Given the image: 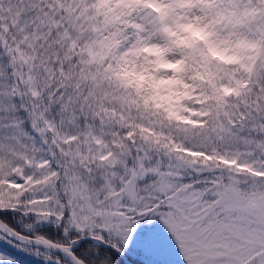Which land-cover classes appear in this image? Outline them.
<instances>
[{
    "label": "snow or ice",
    "instance_id": "snow-or-ice-1",
    "mask_svg": "<svg viewBox=\"0 0 264 264\" xmlns=\"http://www.w3.org/2000/svg\"><path fill=\"white\" fill-rule=\"evenodd\" d=\"M0 264H264V0H0Z\"/></svg>",
    "mask_w": 264,
    "mask_h": 264
},
{
    "label": "trees",
    "instance_id": "trees-1",
    "mask_svg": "<svg viewBox=\"0 0 264 264\" xmlns=\"http://www.w3.org/2000/svg\"><path fill=\"white\" fill-rule=\"evenodd\" d=\"M129 76H130V74H129ZM136 82H137L138 84H142V83H144V81H141V80H139L138 78L136 79Z\"/></svg>",
    "mask_w": 264,
    "mask_h": 264
},
{
    "label": "rangeland",
    "instance_id": "rangeland-1",
    "mask_svg": "<svg viewBox=\"0 0 264 264\" xmlns=\"http://www.w3.org/2000/svg\"><path fill=\"white\" fill-rule=\"evenodd\" d=\"M160 99H161V100H164V99H167V98L161 97Z\"/></svg>",
    "mask_w": 264,
    "mask_h": 264
}]
</instances>
